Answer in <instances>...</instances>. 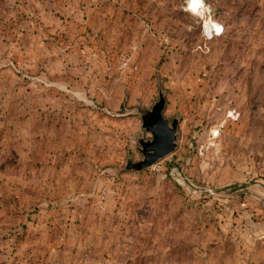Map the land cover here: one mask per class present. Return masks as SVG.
Segmentation results:
<instances>
[{"label":"rangeland","instance_id":"1","mask_svg":"<svg viewBox=\"0 0 264 264\" xmlns=\"http://www.w3.org/2000/svg\"><path fill=\"white\" fill-rule=\"evenodd\" d=\"M189 1L0 0V264H264V0Z\"/></svg>","mask_w":264,"mask_h":264},{"label":"water","instance_id":"2","mask_svg":"<svg viewBox=\"0 0 264 264\" xmlns=\"http://www.w3.org/2000/svg\"><path fill=\"white\" fill-rule=\"evenodd\" d=\"M163 107L164 102L160 98L150 111L142 112V127L151 133L152 140L141 143L143 160L133 165L135 170L151 166L174 149L177 120L169 124L161 114Z\"/></svg>","mask_w":264,"mask_h":264},{"label":"bare ground","instance_id":"3","mask_svg":"<svg viewBox=\"0 0 264 264\" xmlns=\"http://www.w3.org/2000/svg\"><path fill=\"white\" fill-rule=\"evenodd\" d=\"M188 4L190 5V7L192 9H196V8L199 9V8H201L203 6L200 0H191V1H189ZM212 27H216V25L215 24H212V25H207L206 24L205 25L206 32L209 33Z\"/></svg>","mask_w":264,"mask_h":264}]
</instances>
